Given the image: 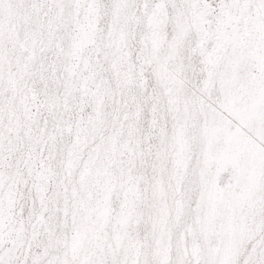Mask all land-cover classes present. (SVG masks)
Returning a JSON list of instances; mask_svg holds the SVG:
<instances>
[{
  "label": "snow or ice",
  "instance_id": "obj_1",
  "mask_svg": "<svg viewBox=\"0 0 264 264\" xmlns=\"http://www.w3.org/2000/svg\"><path fill=\"white\" fill-rule=\"evenodd\" d=\"M0 264H264V0H0Z\"/></svg>",
  "mask_w": 264,
  "mask_h": 264
}]
</instances>
